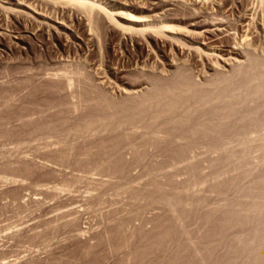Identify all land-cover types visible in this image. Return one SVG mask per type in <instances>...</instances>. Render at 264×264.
Returning a JSON list of instances; mask_svg holds the SVG:
<instances>
[{"label":"rangeland","instance_id":"obj_1","mask_svg":"<svg viewBox=\"0 0 264 264\" xmlns=\"http://www.w3.org/2000/svg\"><path fill=\"white\" fill-rule=\"evenodd\" d=\"M66 1L62 0L61 2L65 3ZM68 1L71 2V0ZM134 1L76 0L77 3L75 1L74 3L68 2L65 15L57 11H48V15L58 22L65 21L67 24H74L69 20V17L74 12L84 13L85 10L83 4L80 5L81 2L107 7L108 4L117 6ZM143 1L136 0L135 2ZM160 1L165 6L175 2L176 9L179 7L177 9L179 18L188 19L192 14L199 13L205 20L207 18L210 24L215 25L212 26V29H218L222 35H212V39L207 40L210 44L214 42L215 45L211 44V46H222L224 50L229 47L239 48L241 46L238 50L241 53H239L241 58L237 54L229 55L238 58L236 59L239 64L236 62V65H247L251 58H257L264 62V3H261V0ZM6 6L10 7L9 4ZM169 7L171 6L168 5L165 9ZM69 10L71 15L68 14ZM67 14L68 18H66ZM7 19L0 17L2 26V30L0 29V264H162V262L166 264L167 251L156 247L150 250L151 248L149 249L147 246L145 249V242L146 239L151 238L148 235H151L155 230L153 228L154 220L164 215L168 211V206L146 200L150 198L148 196L146 198L145 194L150 192L149 189L152 187L154 179L167 183V179L170 177L177 185H191L194 194L201 196L207 194L206 196L211 202L213 200L214 204L219 202V197L211 191V185L215 182L211 177V161L219 159L223 151L212 149L209 146H201L191 150L187 159L168 160L164 150L153 144L152 146L147 141L150 138L152 140L160 139L162 135H151V137L143 125L134 129L126 125L127 133L136 136L138 146H131L127 143L126 146L125 144L122 146L123 158L130 163V166H127L122 172L123 170H109L108 163L106 162L105 165L102 159L107 156L103 151L104 146L108 145L106 143L122 133L115 131L112 127L113 118L107 117V120L99 117L98 119H96L97 117L93 118L96 123L93 128L87 129V134L86 130L85 134L76 131L80 130L77 128L83 121L89 120L87 116L90 115V112L92 114V111L98 109L96 106L101 105L103 96L115 105L119 102L122 103L124 101L122 99H126L127 96L120 95L112 87H107L110 83L106 85L105 82L111 81L112 85L129 90L131 84L143 82L145 90L143 89L141 94L147 93L153 84V74H159L160 71H164V68L166 71L162 74H167L166 72L169 74V67L164 62L167 59L161 57L157 49H153L155 58L148 61L142 60L139 58V51L132 44L126 45L117 38L111 39V36L102 30L98 33L99 40H96V44L88 46L76 42L70 35L65 37L68 42L58 41L44 29V31L38 30L41 27H37L36 24L32 25L27 21V23H20L13 18ZM166 24L163 23V25ZM171 24L177 25V23ZM178 25L179 27L185 26L184 22L178 23ZM117 32L119 31L116 30ZM175 35L183 44L186 43L190 47L192 45H194L193 47H202L204 51V42L199 44L191 42V44L182 35ZM179 40L177 41L179 42ZM183 57L174 53L171 56L176 61L175 63L178 62L179 67L188 69H184L185 73L191 75L198 84L203 85L206 83V79L213 77L214 71L207 67L206 62H201L203 65L200 64L199 67V64H197L198 66L193 64V61H190L187 56ZM216 62L215 65H218L216 68L226 75H231L235 71V68H231L232 66H225L220 62L221 66L219 61ZM158 63H161L160 67ZM186 66L188 67L186 68ZM204 75L208 77L206 78ZM92 91L102 92L104 95L101 94L103 96H98V98L99 93ZM98 99L100 102H97ZM109 119H111L112 126ZM40 121L48 126L45 124L44 128V123L41 124ZM65 126L68 127L67 131ZM71 130H74L73 134ZM44 135L49 136L45 138ZM145 138L146 140H144ZM50 139L53 140L50 141ZM36 140L38 141L36 142ZM252 140L255 146L264 141L263 127L259 131L249 132L245 136L238 137L237 135L231 140L229 139L224 144V151L239 150L243 142L252 143ZM40 142L42 143L40 144ZM54 143L57 147H54ZM99 144L100 146H98ZM143 145L146 153L144 158L148 159L146 164L143 161L142 164L137 161L139 157L136 156ZM239 145L241 146L238 147ZM251 156L253 168L255 167L257 171L260 170L263 173L261 149H253ZM87 159L89 161L93 159V161L89 163ZM197 163L201 165V172L207 178L202 184L195 181V177L190 172V166ZM232 173L234 176L237 175L236 170H232L231 175L228 174L232 176ZM228 174L225 177H230ZM261 177H264V174H261ZM249 181L247 180V184H245L249 185ZM134 190L135 192H133ZM236 194L237 192L233 191L230 194L231 198H234ZM121 221L125 223L123 224ZM204 222L203 217L199 215L188 223L193 239H195H191V242L195 243L194 245L199 244L198 241L200 242V238L207 228ZM82 231L84 233H80ZM144 234L146 239L142 236ZM194 245L192 244L191 247ZM222 250L220 249L221 252H224ZM137 252L140 254L139 257H137ZM155 257L157 258L155 259Z\"/></svg>","mask_w":264,"mask_h":264},{"label":"bare ground","instance_id":"obj_2","mask_svg":"<svg viewBox=\"0 0 264 264\" xmlns=\"http://www.w3.org/2000/svg\"><path fill=\"white\" fill-rule=\"evenodd\" d=\"M61 1L62 0L0 1V17L5 18V20L7 18H13L20 23L30 22L32 25L36 24L37 27H41L39 29L37 28L38 30L44 29L45 32L47 31V33L55 37V39H58V41L68 42L66 38L70 35L76 42H80V44L88 46L90 44H96L95 42L98 39V33L102 30L107 32L111 36V39L117 38L120 42L126 45L132 44L134 48L139 51V58L142 60L148 61L149 59H154L155 49L160 52L161 57L167 59H164V62H166L165 64H167L169 67V74L168 72H166L167 74H162V72L166 71L164 67V71H160L159 74H153V84L147 93L143 92V94H141L145 85L143 82L131 84L130 90L127 88H119L118 86H114V84H111V81L105 82L106 85L110 83L107 87H112L115 89V91H118L120 95L123 94L127 96L125 99L122 95V98H124L122 100L124 101L115 105V103L113 104L108 99H106L102 92L100 93L92 91L93 93H99L97 97L103 96L101 98L102 102H100L99 99L97 100V102L99 101L101 105L98 104L99 106H96L98 109L92 111V114L90 112V115L87 116L89 120L86 119L83 121V123H81L82 126L80 125L77 128L80 130L76 132L85 134L86 130L87 134V131L93 128L95 125L96 120L94 119L96 117V119H98V117L105 119L107 117H111L114 119L112 120V122H114L113 126L110 121L111 119L108 120L109 123L112 127H114L115 131H121L122 133L114 137L112 136L113 138L110 140L107 138L109 143H106L108 145L104 146L103 151L106 152L104 154L107 156L106 158L102 159L103 163L105 162V165L108 163L109 170H123L122 172H124L127 166H130V163L126 162L123 158L124 155L122 146L124 144L125 146L127 144L135 147L138 146V140L136 136L131 133H127L128 130L125 128L126 125L131 126L132 129L135 127L138 128L139 125H143L148 130V134H150V136L162 135L160 136V139L152 140L149 137L150 139H147V141L149 144H153L155 147L157 146L158 148L160 147V149L164 150L168 160H176L177 158L187 159L191 150L201 146H209L212 149L223 151L219 159L211 161V177L215 180V182L211 185V191L220 199L219 202H215L216 205L213 203L214 200L211 202L208 199L206 196L207 194L204 196L194 194L191 190V185H177L170 177L167 179V183H163L157 179H154L151 185L152 187H150V189L148 187L150 192L145 194L146 198L148 196L150 199L146 200H152V203L159 202L160 204H165L168 206V211L164 215H161L154 220L153 228H155V230L151 233V235H148L152 239L149 237V239H146L144 237L145 234L142 235L144 239H146L145 249L147 246V248H151L150 250L156 247L157 249L162 248V250L167 251L166 256L168 255V258H165V262H167L166 264H264V177H261V174H264V172L261 173L260 170L257 171V169L255 167L254 169L251 164V155L253 149H261L264 169V141L261 143L258 142L259 144H257V146L253 144V140L252 143L242 141V146H238H241L239 150L224 151V144L229 139L231 140L237 135L238 137H242L249 132L259 131L260 128H264V62H261L259 59L257 60V58H251L247 65H236V62L239 64V61L237 60L238 58H233L232 55L237 54L240 57L241 53L240 51L238 52V50L241 48V46H238L239 48L229 47L227 50L226 48L224 50L222 46H219L220 48L217 47L218 45L211 46V44L213 45L214 42L210 44V42L207 40L212 39L211 37L213 36H219L220 34L222 35V33L218 32V29H212V26L215 25L212 23L210 24V22L207 21V18L205 20L202 15H199V13H191L192 16L188 17V19L184 17L179 18L180 16L178 17L177 13V9L179 7L176 9L177 5L174 4L175 2L169 3L168 5L171 7L167 9H165V7L168 5H163L160 0H144L143 2H135V0L134 2H127L124 4L122 3L117 6L114 4L112 6L108 4L107 7H102L103 5H92L90 3L81 2L80 5L83 4L82 6L85 10L84 13L77 14L74 12L75 14L71 13V15L69 10L68 14L72 16L69 17V20H71L74 24H67L65 21L58 22L48 15V11H57L58 13H63L64 15L66 14V5H69V1L67 0L68 2L66 1L65 3H62ZM74 1L76 2V0ZM74 1L71 0L73 3ZM261 3H264V0H261ZM8 4L10 7L6 6ZM68 14L66 15V18H68ZM71 21L68 22L70 23ZM183 22L185 26L179 27L178 23ZM163 23L167 24L163 25ZM171 23H177V25ZM160 24L162 26H159ZM1 27L2 26L0 25V29L2 30ZM116 30L119 32L116 33ZM221 32L223 31L221 30ZM175 34L182 35V37L190 41V43L193 42L199 44L204 42V51L202 47V50L200 51V47H193L194 45L190 47L186 43V45L183 44V42L179 40ZM177 40L181 42L179 43ZM172 53L177 54L181 58H184L183 56H187L190 61H193V64H199V67L200 64L206 62L207 67L214 71L213 77L206 79V83L203 85L198 84L191 77V75L185 73V68L179 67V64H177L178 62L175 63L176 61L171 58ZM230 54L232 55L229 56ZM214 61H219V63L222 62L225 66H232L231 68H235V71H233L231 75H226L220 69H217L218 65L216 66ZM160 64L158 63L159 67ZM187 67L188 66H186V68ZM49 75L51 76V74ZM205 77L207 78L208 76ZM78 119L80 120L81 118ZM51 121L54 123L53 120ZM41 122L42 121H40V123ZM43 123L44 122L41 124ZM45 124L46 123H44V128ZM46 125L48 126V124ZM67 128L65 126V130ZM128 128L130 129V127ZM72 131L74 130H71V133L73 134ZM68 132L70 131L68 130ZM53 134L55 135V133ZM70 136L72 137V135ZM47 137L45 136V138ZM139 137L142 138L141 136ZM51 140L53 139H50V141ZM144 140H146V138ZM37 141L38 140H36V142ZM104 141H106L105 138ZM41 143L42 142H40V144ZM59 143L61 144V142ZM71 144H73L72 141ZM98 146H100V144ZM54 147H57L56 144ZM65 148H67L66 145ZM108 150H110V152H107ZM145 155V146L143 145V148L139 151L138 155L136 153V156L139 157H137V161H140L141 164L143 161L146 164L148 159L146 160L147 157L144 158ZM87 160L89 161V159ZM91 161H93V159ZM91 161H89V163ZM200 166L201 165L198 163L191 165L190 172L195 177V181L202 184V182L206 181L207 178L202 174ZM98 167H100V165ZM232 170H236L237 175L234 176L232 173V176H230V172ZM155 171L157 172V170ZM227 174L230 177H225ZM247 180H250L249 185H246ZM233 191H236L237 194L234 198H231L230 194L233 193ZM133 192H135V190ZM211 203H213L214 206L211 205ZM199 215L200 217H203L205 221L204 224L206 223L207 228L205 227L206 230L200 238L201 240L198 239L200 240V242L198 241L199 244L194 245L195 243L191 242L193 236L192 231L190 230L191 228L189 229L188 223L190 220ZM75 216L77 217V215ZM80 233L84 232L82 231ZM190 243H192L194 246L191 247L192 244L190 245ZM175 246H177V248L174 249ZM220 249H223L224 252H221ZM139 255L140 254L138 253L137 257H139ZM157 257H155V259ZM162 264L165 263L162 262Z\"/></svg>","mask_w":264,"mask_h":264}]
</instances>
